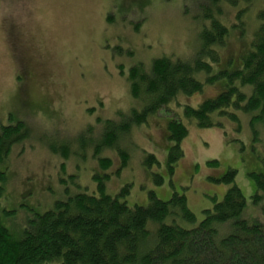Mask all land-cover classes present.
<instances>
[{
    "label": "rangeland",
    "instance_id": "374dc122",
    "mask_svg": "<svg viewBox=\"0 0 264 264\" xmlns=\"http://www.w3.org/2000/svg\"><path fill=\"white\" fill-rule=\"evenodd\" d=\"M208 6L207 0H1L0 127L13 119L25 121L32 131L30 140L13 150L0 211L15 239H22L30 220L54 209L57 201L96 188L92 177L97 161L91 153L78 163L74 156L64 159L47 146L79 142L82 136L98 138L102 132L98 120L128 117L135 104L140 106L130 92L131 67L142 63L150 68L163 56L193 60ZM262 12L264 0L247 8L243 3L221 5L220 20L229 28L226 46L220 49L223 64L229 58L239 63L249 50ZM218 70L215 66L214 72ZM223 84L225 78H219L201 93L180 95L147 125L133 130L131 160L119 174L103 179L109 180L107 193L119 195L132 207L148 205L152 191L164 201L174 193L185 194L199 224L204 211L222 202L230 188L211 178L232 169L246 198V217L263 221L264 192L256 198L253 175H264V126H252L243 113L239 121L222 120V128H200L184 116V105L197 107L216 97ZM25 85L39 102L29 104ZM169 117L181 119L189 130L181 144L184 157L173 173L167 166L172 144L165 129ZM90 125L98 128L86 130ZM123 143L127 145L126 140ZM149 154L159 163L147 165ZM105 155L116 170L119 153ZM214 160L219 161L218 168L208 166ZM155 173L163 175L162 185L155 183ZM123 190L127 192L121 195Z\"/></svg>",
    "mask_w": 264,
    "mask_h": 264
},
{
    "label": "trees",
    "instance_id": "16d2710c",
    "mask_svg": "<svg viewBox=\"0 0 264 264\" xmlns=\"http://www.w3.org/2000/svg\"><path fill=\"white\" fill-rule=\"evenodd\" d=\"M258 1L263 0H207V22L200 31L201 46L193 60L163 56L154 59L150 68L142 63L131 67L130 92L140 106L135 104L136 109L128 117L102 123L98 120L97 126L102 128L98 138L82 136L79 142L47 146L64 159L74 156L78 163L85 162L91 153L97 161V173L92 177L96 188L91 193L80 190L57 201L54 209L30 220L19 240L0 219V264H264V220L249 221L246 217V198L236 184L235 170L211 178L230 188L222 202H215L212 209L204 211L205 218L199 224L185 194L174 193L164 201L152 191L148 205L132 207L119 195L107 193L109 180H103L127 168L133 130L147 125L180 95L191 97L201 93L206 84L219 78H225L221 92L197 107L184 105L185 118L200 128H222V120L239 121V113H243L251 118L252 126H264V12L258 16L262 23L255 29L251 46L239 63L229 58L223 64L220 52L229 36V28L219 17L221 5L235 7L243 3L247 8ZM98 127L90 125L86 130ZM165 129L172 142L167 166L173 173L184 157L181 144L189 130L181 119L172 117ZM31 136L25 121L11 119L0 127V211L13 150ZM107 151L120 155L116 170H112L114 163L105 155ZM145 163L151 166L159 162L154 154H149ZM208 166L218 168L220 164L214 160ZM153 177L157 185L163 184V175L155 173ZM253 178L259 199V192H264V175ZM124 192L127 190L121 195Z\"/></svg>",
    "mask_w": 264,
    "mask_h": 264
},
{
    "label": "flooded vegetation",
    "instance_id": "af4514ba",
    "mask_svg": "<svg viewBox=\"0 0 264 264\" xmlns=\"http://www.w3.org/2000/svg\"><path fill=\"white\" fill-rule=\"evenodd\" d=\"M26 75H29V78H28V83L30 84L31 82H32V78H31V74H30V72L27 70L26 71ZM45 76V75H44ZM27 78V77H26ZM35 79V78H34ZM26 85H28V84H26ZM26 85L25 86H23L22 88H23V90L26 92L27 91V93L29 92V90H30V87H26ZM26 98L28 99V101H29V104H34V103H36V102H39V100H35V98L33 97V95H31V93H28L27 94V96H26ZM44 103H46V101H43Z\"/></svg>",
    "mask_w": 264,
    "mask_h": 264
}]
</instances>
